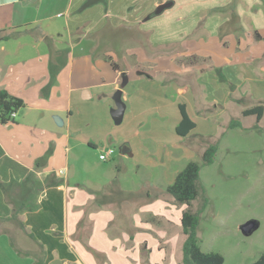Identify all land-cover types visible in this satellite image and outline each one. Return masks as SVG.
Returning <instances> with one entry per match:
<instances>
[{"label": "crops", "instance_id": "0c3cea01", "mask_svg": "<svg viewBox=\"0 0 264 264\" xmlns=\"http://www.w3.org/2000/svg\"><path fill=\"white\" fill-rule=\"evenodd\" d=\"M166 1L0 0V89L24 102L0 122V264H122L129 239L136 264L141 245L157 263L159 240L149 233L159 230L143 215L181 227L186 205L164 208L152 190L173 181L171 165L221 140L232 119L241 126L255 116L243 110L262 105L264 114L258 1L192 11L183 0L172 15L171 0L154 14ZM201 17L209 33L190 36ZM118 88L125 111L115 124ZM179 104L195 124L185 135L176 131ZM103 148L113 150L107 161Z\"/></svg>", "mask_w": 264, "mask_h": 264}, {"label": "rangeland", "instance_id": "374dc122", "mask_svg": "<svg viewBox=\"0 0 264 264\" xmlns=\"http://www.w3.org/2000/svg\"><path fill=\"white\" fill-rule=\"evenodd\" d=\"M228 1L187 0V6H190L194 11L200 5H219ZM240 1L245 8L248 6L249 0ZM257 1L264 9V0ZM175 2L177 4L168 9L172 15L180 13L177 8L181 6L183 0H175ZM149 4L151 5V3ZM253 8L257 7L253 6ZM152 15L154 14L146 15L145 19L148 20ZM197 15L201 16V13H197ZM202 20L203 17L195 24L190 36H205V33H209L204 28L205 20L203 22ZM247 24L249 25V22ZM178 47L180 48V46ZM160 48L161 52L166 53L168 47L160 46ZM198 63H200V58ZM213 87L216 94H219V84L213 85ZM230 111L238 110L233 107L230 108ZM221 127L225 130L224 126ZM197 129L206 130L205 124L200 122ZM193 140L196 144L199 142V146L206 145L205 140ZM115 148L116 155L119 156V145H115ZM94 152L92 158L96 160L97 151ZM201 155L202 150L195 149L191 158L201 165L197 180L199 194L191 203L192 211L198 213L199 247L204 252L220 253L224 259L222 264H249L264 252V114L259 121H256L255 116L241 118L240 127L226 128L218 143L213 163L202 165ZM184 165L185 163L180 166L173 164L169 170L174 171L178 167L176 170L178 172ZM156 181L157 183H154L153 186L160 188L162 183H159L158 177ZM165 188L158 192L152 190V196H161L160 199L166 200L167 204L163 205L164 208L170 206L169 204L178 206L174 199L172 200L167 193H164ZM126 207L129 214L132 213V208L128 205ZM165 218L151 213L143 215V219L150 220L151 225L159 230V232L149 233L159 240L158 248L161 250L160 257L155 264H182V243L184 240L182 228L178 223L174 225L172 221ZM128 226L129 234L133 235L135 233L133 231L136 229L133 221H131V225L128 223ZM112 233L116 236L119 235L118 231ZM133 242V239L127 240L128 260H125L126 257L122 254V264H136L134 259L137 255L132 250L135 248ZM140 262L141 264H150L143 245L140 246Z\"/></svg>", "mask_w": 264, "mask_h": 264}, {"label": "trees", "instance_id": "16d2710c", "mask_svg": "<svg viewBox=\"0 0 264 264\" xmlns=\"http://www.w3.org/2000/svg\"><path fill=\"white\" fill-rule=\"evenodd\" d=\"M24 106L21 98L11 95L5 89H0V122L5 123L10 119V113ZM181 113L180 123L176 126V131L185 135L194 127V122L188 117L183 104H179ZM242 114L255 115L256 121H259L263 114L262 105L243 110ZM240 126L238 119H232L228 127ZM219 140L209 143L201 155L202 165L213 163ZM201 165L194 160L188 161L184 167L178 171L173 181L168 184L165 191L173 197L178 204H185L186 208L182 211L180 223L184 234L182 243V264H222L223 256L218 252H204L198 244L197 226L198 213L192 211L191 203L198 196V177ZM249 264H264V252Z\"/></svg>", "mask_w": 264, "mask_h": 264}, {"label": "water", "instance_id": "95a60500", "mask_svg": "<svg viewBox=\"0 0 264 264\" xmlns=\"http://www.w3.org/2000/svg\"><path fill=\"white\" fill-rule=\"evenodd\" d=\"M172 3L173 2L171 0H169V1L162 2V3L158 4L154 10V14L161 13L164 9L170 7L172 5ZM124 82H125V78H124L123 84H124ZM112 98H113L115 106L110 108V115H111V118L113 119V122L115 124H120L122 121V118H123L124 111H125V103L122 100L121 88H118L115 90ZM53 118H54L55 122L57 124H59L60 118L57 116H54Z\"/></svg>", "mask_w": 264, "mask_h": 264}, {"label": "built area", "instance_id": "2783aa9c", "mask_svg": "<svg viewBox=\"0 0 264 264\" xmlns=\"http://www.w3.org/2000/svg\"><path fill=\"white\" fill-rule=\"evenodd\" d=\"M15 116V112L10 113V119H12ZM113 150L112 148H103L101 152L99 153V159L102 161H107L111 158Z\"/></svg>", "mask_w": 264, "mask_h": 264}]
</instances>
